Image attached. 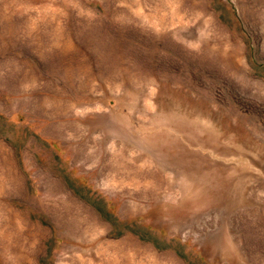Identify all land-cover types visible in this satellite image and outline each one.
<instances>
[{
	"label": "rangeland",
	"instance_id": "1",
	"mask_svg": "<svg viewBox=\"0 0 264 264\" xmlns=\"http://www.w3.org/2000/svg\"><path fill=\"white\" fill-rule=\"evenodd\" d=\"M0 264H264V0H0Z\"/></svg>",
	"mask_w": 264,
	"mask_h": 264
}]
</instances>
